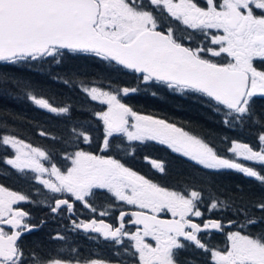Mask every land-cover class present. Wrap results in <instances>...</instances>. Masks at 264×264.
<instances>
[{
    "label": "snow or ice",
    "instance_id": "snow-or-ice-1",
    "mask_svg": "<svg viewBox=\"0 0 264 264\" xmlns=\"http://www.w3.org/2000/svg\"><path fill=\"white\" fill-rule=\"evenodd\" d=\"M67 59L98 62L107 73L131 75L136 84L53 70ZM9 66L47 75L79 91L86 103L55 104ZM142 90L153 97L164 90L196 97L224 128H258L256 142L221 135L228 145L222 154L207 138L125 102ZM0 95L26 99L70 122L62 135L39 128L38 135L59 149L0 132L3 163L19 179L42 186L34 190L41 198L33 199L0 183V264H264V195L221 198L213 190L208 218L202 210L205 187L212 188L224 171L243 174L264 190V111L256 108L257 98H264V0H0ZM74 110L89 118L72 121ZM94 141L99 152L88 150ZM149 141L186 158L202 183L172 188L120 158L126 142ZM145 160L166 174L165 163ZM22 203L68 219L69 232L102 238L111 255L82 256L60 231L50 237L65 242L54 253L39 242L26 250L25 234L46 221L32 223ZM77 204L91 213L89 219L81 218ZM115 212V222H107ZM213 212L235 218L225 223L212 219ZM213 230L224 234L222 247L211 244Z\"/></svg>",
    "mask_w": 264,
    "mask_h": 264
},
{
    "label": "trees",
    "instance_id": "trees-1",
    "mask_svg": "<svg viewBox=\"0 0 264 264\" xmlns=\"http://www.w3.org/2000/svg\"><path fill=\"white\" fill-rule=\"evenodd\" d=\"M69 69L81 71L89 79L99 76L111 79L120 85L135 86L136 84L135 79L131 75L107 73L102 65L92 60L67 59L62 68L53 70L63 72ZM7 70L19 76L30 78L44 89L45 95L55 104L70 101L74 108H79L80 105L86 103V98L79 91H73L61 84L54 83L47 75H43L36 70L29 71L21 66H9ZM125 102L143 114L167 118L170 122L177 124V126L183 127L185 130L202 138H207L221 149L222 154H227L226 148L228 145L220 142L221 135H227L230 138L236 137L243 142H256L258 128L246 126L242 132H233L226 129L220 123V117L204 106L196 97L183 96L168 90L161 91L156 97H153L150 92L142 90L127 97ZM256 108L258 112L264 111V98H257ZM88 118V113L76 110L73 111L71 117L72 121H83ZM5 124H7V128L4 127ZM69 126L70 122L67 118L56 117L44 110H40L26 99H10L7 95H0V132L12 131L29 140L33 145L59 149L62 145L58 143L54 145L51 139L38 135L39 128L43 127L54 135H62L68 131ZM209 133L212 135L209 136ZM136 150H138L137 153L131 157L147 154L140 147L136 148ZM158 152H160V155H156L155 158L162 160L167 169L166 174L163 175L158 172L154 173L159 182L166 186H179L180 188L186 185H199L202 183L199 180L200 173L193 168L187 159L180 155L165 157L161 153L162 150ZM4 155L5 152L0 149V180L6 175L17 176L15 170L10 169V166L3 163ZM136 169L147 174L146 169ZM253 182H250L251 187L255 186V182ZM247 185L248 181L244 179L243 174L235 171H224L215 177V183L212 188L205 187L204 197L207 200L213 190L221 198L238 197L241 194L249 199H257L262 196V194L258 195L255 191L248 189ZM263 191L261 189L260 193Z\"/></svg>",
    "mask_w": 264,
    "mask_h": 264
},
{
    "label": "flooded vegetation",
    "instance_id": "flooded-vegetation-1",
    "mask_svg": "<svg viewBox=\"0 0 264 264\" xmlns=\"http://www.w3.org/2000/svg\"><path fill=\"white\" fill-rule=\"evenodd\" d=\"M138 147H140L142 151H146L147 154H139L138 156L135 157L125 155V152L127 151L134 150V154L137 153L138 150H136V148ZM88 150L99 152V149L96 147V141H94L93 146ZM160 150H162L161 153L165 157L173 156V155L179 156V154L173 153L165 146H162L154 141H149L144 144H141L139 142H131L129 144L128 142H126L125 146L120 150V158L122 159L123 162H125L128 166L132 167L134 170H137L136 168L146 169L147 174H145V172H140V173L144 174L145 176L152 177L153 179L158 180V178L154 176V173L157 171L151 167V165L145 160V157L147 156L156 159L155 158L156 155L157 156L160 155V152H158ZM58 158L59 156L57 155V159ZM156 160L163 162L160 159H156ZM244 163H250V162H244ZM244 179L248 181V185L246 186L248 189L255 191L258 195L261 194L264 195V191L260 193L261 188L254 180L253 181L255 183L251 181L252 179L246 178L245 176ZM250 182H253L255 186L251 187ZM0 183H3L5 186L13 190H17L22 193H27L31 195L33 199L41 198L40 195H34L35 189H42V186L35 183L34 180L32 182H28L26 180L19 179L18 176L6 175L2 177ZM169 187L177 188V189L180 188L179 186H169ZM210 197L211 195L208 196V199L205 200L204 202V206H202V210L205 212V218H208L207 204L210 202ZM20 206L26 211L31 213L32 223L40 224L41 219H44L46 221V223L43 224L38 230L25 234L22 243L25 246L26 250L32 248L36 242H39V244L43 247L45 251H51L54 253L57 247L63 245L65 242L52 241L50 237L55 235L57 231H60L68 236L69 238L68 243H71L72 246L77 247L82 256L87 257L90 255V253L99 254L100 256L111 255V249L108 245V242L103 241L102 238L98 240H89L88 237L82 231L80 232L67 231V229L70 228V221L66 218L62 219L61 216H56L55 218H53L48 208L42 206L37 207L30 203H22ZM76 208L78 213L83 212V216L81 218L89 219L91 217V213L87 212V210L82 209L81 205L77 204ZM116 215H118V212H115L113 216L106 217L105 219L107 222L113 223L115 222ZM211 218L212 219L223 218L224 222L227 223L229 219H233L235 217L231 212H213L211 214ZM93 235H98V234H93ZM224 239H225L224 234L220 232H216L215 230H213V232L211 233L210 242L213 245L222 247L224 244ZM196 258L198 260L203 259L202 256H197Z\"/></svg>",
    "mask_w": 264,
    "mask_h": 264
}]
</instances>
